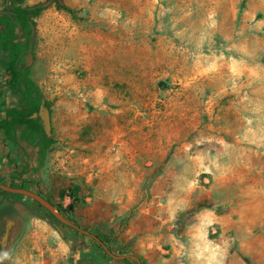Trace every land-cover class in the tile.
Returning a JSON list of instances; mask_svg holds the SVG:
<instances>
[{
    "label": "rangeland",
    "instance_id": "1",
    "mask_svg": "<svg viewBox=\"0 0 264 264\" xmlns=\"http://www.w3.org/2000/svg\"><path fill=\"white\" fill-rule=\"evenodd\" d=\"M62 1L79 19L49 5L29 63L44 166L20 125L0 127V177L147 264H264V0ZM4 58L0 122L24 108ZM34 199L0 195L11 264H120Z\"/></svg>",
    "mask_w": 264,
    "mask_h": 264
},
{
    "label": "trees",
    "instance_id": "2",
    "mask_svg": "<svg viewBox=\"0 0 264 264\" xmlns=\"http://www.w3.org/2000/svg\"><path fill=\"white\" fill-rule=\"evenodd\" d=\"M23 1L5 0V11L0 15V50L5 56L3 60L4 68L8 69L12 75V80L8 87L12 93L19 97L20 105L24 108L7 112V118L4 122H0V127L6 128L9 133L16 125H20L23 128V140L35 147H39V162L41 166H44L45 152L50 146L51 140L44 131L41 119L34 118V114L38 113L43 103L45 107L49 108V103L45 101L39 85L32 79L31 69H27L25 76L22 78L17 72L18 64L23 61L24 54L35 39V19L49 5H55L58 10L68 13L74 19L79 18L76 10L63 3L62 0H46L35 6H23ZM22 38H25V42L21 41ZM7 53L9 54L8 58L6 57ZM21 175H23V171ZM0 186L17 188L16 186L7 185L2 177H0ZM0 195L3 197H14L19 194L8 192L0 187ZM30 209L43 215L54 228L61 229L62 232L64 231L68 235L75 234L91 239L94 242L91 245L93 251L105 255L117 263L147 264L141 256L127 254V246L115 247L112 238L102 231L90 230L88 235H84L78 230L80 226L75 222L73 212L63 219L38 200H34V204ZM57 211L60 214H65V209L62 206H58Z\"/></svg>",
    "mask_w": 264,
    "mask_h": 264
},
{
    "label": "flooded vegetation",
    "instance_id": "3",
    "mask_svg": "<svg viewBox=\"0 0 264 264\" xmlns=\"http://www.w3.org/2000/svg\"><path fill=\"white\" fill-rule=\"evenodd\" d=\"M21 41L25 42V38H22ZM0 54L3 55L1 50H0ZM31 54H32V47L27 49V52L23 56V61L18 64L17 72L20 74L22 78L25 76L26 70L30 69L28 56H30ZM8 56L9 54L7 53L6 57L8 58ZM1 65L4 68L3 61L1 62ZM4 70L7 73H9L8 69L4 68ZM9 78H10L9 82H11L12 75L10 73H9ZM11 223L12 222L7 217H4L3 219L0 218V264H11L12 262L11 250H12L13 234L11 231L14 229V223L12 224Z\"/></svg>",
    "mask_w": 264,
    "mask_h": 264
},
{
    "label": "water",
    "instance_id": "4",
    "mask_svg": "<svg viewBox=\"0 0 264 264\" xmlns=\"http://www.w3.org/2000/svg\"><path fill=\"white\" fill-rule=\"evenodd\" d=\"M28 62L29 63L31 62V55L28 56ZM39 116L42 120L44 131H45L46 135L50 136L51 135V118H50L49 110L45 107L44 103L40 107ZM0 187L3 190H6L8 192L23 194V195H27V196H30L32 198H35L36 200L40 201L42 204H44L45 206H47L48 208L51 209V207L41 197H39V196H37L31 192H28V191H25L22 189L11 188V187H7V186H0ZM57 230L60 232V234H63L61 229H57ZM78 230L84 232L80 228H78ZM84 233L89 234L87 232H84Z\"/></svg>",
    "mask_w": 264,
    "mask_h": 264
}]
</instances>
